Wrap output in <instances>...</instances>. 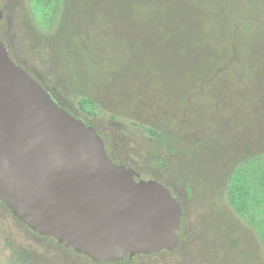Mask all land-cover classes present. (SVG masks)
Segmentation results:
<instances>
[{
	"label": "rangeland",
	"instance_id": "1",
	"mask_svg": "<svg viewBox=\"0 0 264 264\" xmlns=\"http://www.w3.org/2000/svg\"><path fill=\"white\" fill-rule=\"evenodd\" d=\"M237 3L261 13L264 27V0ZM60 4L0 0V38L58 103L96 127L110 158L170 189L182 205L181 241L95 263L34 234L0 203V264H264V184L247 202L250 215L226 192L238 171L264 180V152L255 156L264 151L263 45L234 49L209 20L165 21L148 0H63L62 16Z\"/></svg>",
	"mask_w": 264,
	"mask_h": 264
},
{
	"label": "water",
	"instance_id": "2",
	"mask_svg": "<svg viewBox=\"0 0 264 264\" xmlns=\"http://www.w3.org/2000/svg\"><path fill=\"white\" fill-rule=\"evenodd\" d=\"M0 202L96 263L181 241L182 205L170 189L110 158L96 127L61 106L1 38Z\"/></svg>",
	"mask_w": 264,
	"mask_h": 264
},
{
	"label": "trees",
	"instance_id": "3",
	"mask_svg": "<svg viewBox=\"0 0 264 264\" xmlns=\"http://www.w3.org/2000/svg\"><path fill=\"white\" fill-rule=\"evenodd\" d=\"M148 1L151 3H157L160 6V19L165 21H185L187 20V16L198 19L203 18L210 21V29L212 33L216 35V38H219L220 33L223 31L228 33L231 37L229 40H233L232 44L235 46L234 49H237L236 44H238L239 49L237 50H255L256 47L254 43H261L263 45L262 50L264 49V27L261 26L258 20L262 14H256L253 12L249 13L248 11L245 12V10H241L238 7L239 3L236 4V0H180L178 5L169 4L168 0ZM62 6L63 0H61L57 15L61 14L62 16ZM208 16L211 17V20L207 18ZM238 28L242 30L240 35H236L237 30H239ZM195 33V36L203 38V32L201 29H196ZM241 43L243 44V47ZM232 44H229L230 50L232 49ZM248 62L249 59L246 58L241 72L246 73V69H250L248 67ZM158 136L161 137L162 135L159 134ZM262 152L264 151L256 153L255 156L261 155ZM262 184H264V180L261 176L255 174L252 169L238 171L235 176L230 175L227 182L226 192L232 208L241 214L248 213V215H250V209L247 202L252 205L253 202L260 197L256 190L261 188ZM252 216L253 215L249 216L250 219Z\"/></svg>",
	"mask_w": 264,
	"mask_h": 264
},
{
	"label": "flooded vegetation",
	"instance_id": "4",
	"mask_svg": "<svg viewBox=\"0 0 264 264\" xmlns=\"http://www.w3.org/2000/svg\"><path fill=\"white\" fill-rule=\"evenodd\" d=\"M54 98V97H53ZM60 104V103H59ZM61 105V104H60ZM62 106V105H61ZM64 107V106H63ZM67 109V108H66ZM107 150V149H106ZM108 152V151H107ZM116 162H118V161H116ZM119 163H122V162H119ZM123 164H125V163H123ZM125 165H127V164H125ZM1 203V202H0ZM2 204V203H1ZM7 209V208H6ZM8 210V209H7ZM9 211V210H8ZM9 213L11 214V212L9 211ZM12 215V214H11ZM13 216V215H12ZM14 217V216H13ZM15 218V217H14ZM17 221H19L17 218H15ZM19 222H21V221H19ZM22 223V222H21ZM22 224H24V223H22ZM25 225V224H24ZM26 226V225H25ZM26 228H28L29 230H31L29 227H27L26 226ZM32 231V230H31ZM34 234H36V235H40V234H38V233H36V232H34V231H32ZM45 236V235H44ZM46 237H50V236H46ZM53 238V237H52ZM58 243V242H57ZM59 244V243H58ZM60 246H62L63 247V245H61V244H59ZM65 247V246H64ZM67 248H69V247H67ZM157 253V252H156ZM136 255H139V254H136ZM136 255H133V256H136ZM132 256V257H133ZM132 257H128L127 255L123 258V259H125V258H128V259H131ZM89 258V257H88ZM122 259V260H123ZM91 260V259H90ZM93 261V260H92ZM121 261V260H120ZM94 262V261H93ZM114 262H118V261H114ZM96 263V262H95Z\"/></svg>",
	"mask_w": 264,
	"mask_h": 264
}]
</instances>
